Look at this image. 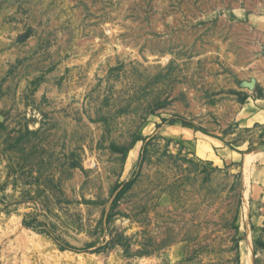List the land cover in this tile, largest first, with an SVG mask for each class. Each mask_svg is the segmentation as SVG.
<instances>
[{
  "label": "rangeland",
  "instance_id": "obj_1",
  "mask_svg": "<svg viewBox=\"0 0 264 264\" xmlns=\"http://www.w3.org/2000/svg\"><path fill=\"white\" fill-rule=\"evenodd\" d=\"M263 80L264 0H0V264H264Z\"/></svg>",
  "mask_w": 264,
  "mask_h": 264
},
{
  "label": "crops",
  "instance_id": "obj_2",
  "mask_svg": "<svg viewBox=\"0 0 264 264\" xmlns=\"http://www.w3.org/2000/svg\"><path fill=\"white\" fill-rule=\"evenodd\" d=\"M256 87L248 102L243 107L239 115V121L244 127H255L260 125L264 127V80L258 81ZM263 93V96L260 95ZM250 156L249 163H255V168L249 179L248 187V212L251 221V227L257 226L260 231H264V152H248L244 156L246 162ZM264 233V232H263Z\"/></svg>",
  "mask_w": 264,
  "mask_h": 264
}]
</instances>
